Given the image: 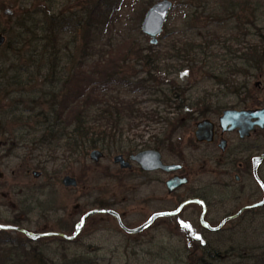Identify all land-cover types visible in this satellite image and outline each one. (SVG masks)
Returning a JSON list of instances; mask_svg holds the SVG:
<instances>
[{"label":"rangeland","instance_id":"obj_1","mask_svg":"<svg viewBox=\"0 0 264 264\" xmlns=\"http://www.w3.org/2000/svg\"><path fill=\"white\" fill-rule=\"evenodd\" d=\"M107 1L0 0V36L5 37L0 47V66L7 70L18 69L26 84L22 87L14 83L0 89V223L10 224L12 217L18 215L21 219L27 218L22 227L32 234L66 230L64 232L70 235L86 212L103 205L101 200L109 201L130 228L140 226L154 212L174 209L178 200L168 198L165 186L160 184V179L165 181L169 175L153 174L158 182L151 188L147 180L152 175L135 167L131 171L122 170L114 163V157L124 151L136 152L157 144L165 145L159 142L172 135V142L167 140L163 147L164 158L170 163L182 164L185 161L188 164L189 188L202 186L212 202L213 218L221 220L227 215V210L231 209L228 213L231 214L242 205L259 201L261 197L235 203L232 198L235 191L228 187L233 180L232 173L229 174L222 163L208 160L204 165L205 155L213 151L194 142V124L201 118L195 120L189 130L177 127L186 117L187 105L192 110L203 108L206 113L207 108L214 109L218 101L223 102V109L210 115L216 119L227 108L264 107V70H249L245 75L232 76L235 83H246V89L235 94L228 95L227 90L211 79L213 73L229 76V64L238 62L236 58L240 50L257 44V33L264 36V0H247L232 10L234 14L223 9L218 12L212 7L215 5H206V1L213 3L216 0H171L174 7L155 45L151 44L150 37L144 35L141 26L147 11L162 0H122L114 7H110ZM99 3V9L106 12L94 25L97 49L92 56H87L85 66L87 72L94 75L92 80L96 79L102 85L104 81L99 70H103L107 60L114 58L118 65L114 70L118 83L107 85L103 90L97 85L96 95L130 102L134 113L117 131L121 136L117 138L116 145L99 149L103 156L94 162L90 154L95 149H78L71 153L63 142L52 145L39 144L36 140L35 144L32 143V139L40 138L34 137V133L42 128L39 126L42 120L37 117L38 110L32 101L44 102V76L51 69L54 58L50 60L46 56L44 59L39 43H30V39L24 41V36H19L15 30L20 8L36 12L49 4L53 14L80 20L86 11L88 16ZM6 10H11L12 14H6ZM41 19L38 14L37 20ZM81 33L77 35L80 47L83 43ZM64 36L65 41L72 39L69 33ZM177 40L187 43L193 40L196 45H201L197 48L199 53L169 51ZM211 41L213 43L207 46ZM65 50L63 60H57L58 67L53 69L61 80L65 74L60 72L68 71L82 60L81 50L73 47L71 53ZM141 54L149 58L143 59ZM98 60L102 61L99 70L95 66ZM29 79L33 80L32 85ZM142 81L143 85L138 86ZM91 84L84 85L90 87ZM173 92L178 98L173 96ZM29 117L33 118L31 122L26 119ZM12 134L15 138L10 136ZM13 138L14 143L11 142ZM181 139L183 142L179 147ZM8 142L10 146H6ZM34 172H41L42 176L36 179ZM66 176L76 178L78 186H64ZM154 189L155 196L149 201L148 196ZM23 211L27 214H21ZM184 214L186 218L195 220L199 218L200 211L192 207ZM10 234L15 241L0 245V252L4 255L11 249L17 250L16 240L23 237L15 231H10ZM205 238L208 247L220 253L226 251L227 255L223 258L204 255L201 249L206 247L190 246L187 235L177 228L175 220L168 218L158 220L139 234L129 235L110 216L95 215L71 244H61L51 236L32 244L55 264L75 263L73 260H92L93 264H190L191 260H208L209 264H254L264 254V207L247 213L241 221H231L220 233L206 234ZM27 248H31L30 243ZM14 260L19 259L16 256L13 261H6L14 264Z\"/></svg>","mask_w":264,"mask_h":264},{"label":"trees","instance_id":"obj_2","mask_svg":"<svg viewBox=\"0 0 264 264\" xmlns=\"http://www.w3.org/2000/svg\"><path fill=\"white\" fill-rule=\"evenodd\" d=\"M121 1L122 0H108L107 4L110 5V7H114ZM246 1L247 0H216V2L213 3L206 1V5H215V7L212 6L215 11L223 9L228 13L233 12L232 10L236 9L240 4H244ZM99 7L100 3L91 9L88 16L86 11L80 20L61 18L58 14H53L49 4L43 10L38 9V11H36L37 14L30 10L23 11L22 8L19 9V21L17 30L15 31L19 33V36H24V41H29L28 39H30V43L34 41L35 43H39V47L41 46V49L43 50L44 59L46 56H48L50 60L54 58L51 62V69H49L44 76V81H46L44 82L45 88L42 91L44 102L41 103L38 100L32 101L34 102L35 110H38L37 117L42 120V124L39 123V126H42V128H39L36 133H34L36 134L34 137L40 136V138L32 139L31 141L33 144L37 142L36 140H38L39 144L45 142V144L52 145L57 142H63L64 146L67 147V150H71V153L77 152L78 149L84 151L90 149H106L107 147L116 145L117 141H119L117 138L121 136V133L118 134L117 131L125 121L127 122V118L131 117L134 113V111H132L133 104L130 102L119 98H111V100L100 98V95H96L99 88L103 90L107 85H115L118 83V80H116L114 76V70L118 66L117 62L114 61V58L111 57L109 61H106L103 70H99V66H101L100 63H102L101 60H98L95 64L96 69L101 72L98 73L100 74V77H102L101 80L104 81L102 85H100L99 82H96V79L92 80L94 75L88 73L87 66H85V64H87V56H92L97 49V46L94 43L95 38L93 37L94 25L96 22L100 21L102 15L106 12L105 10L103 11L99 9ZM213 13L214 12H211V14ZM38 14L41 15L42 21L37 20ZM243 30L244 29H241V31ZM80 31L82 32L81 36L83 38L81 47L77 44V35ZM66 33L71 34L72 39L65 41L64 34ZM242 34H244V32ZM257 36L259 42L257 44H250L248 47L246 46L244 50L241 49V53L236 58L238 62L229 64V76L224 77V74L222 73L212 74L211 79L219 83L223 89L227 90L228 95L238 93L241 89H246V83H235V81L231 80L232 76L245 75L249 70L259 72L264 70V36L263 34L261 35V33H257ZM190 41L191 43L177 40L172 47H170L172 49L169 51L177 50L178 54H181L182 52L190 54L193 51L199 53L197 48L201 45H196L193 40ZM212 41L211 43H208L207 46H210L213 43ZM72 47L75 50H81L82 60L80 64L69 68L68 71L60 72L61 74H65L63 80H61L60 77H56L55 73H53V69L55 66L58 67L57 60L59 62L63 60V51H66L65 49H67V51H70L71 53ZM236 52L237 51H235L234 55ZM141 57L143 59L149 58V56L144 57L142 54ZM46 61L47 60H45V62ZM19 73L20 71L18 69L16 70L13 68L12 70H7L0 66V89L3 87H10L14 83H17L22 87L26 86ZM29 82L30 85H32L33 80L29 79ZM85 83L92 84L89 87L84 85ZM143 83L144 82L142 81L137 85L141 86ZM97 85L100 87L98 88ZM172 94H174V92ZM165 96L167 97V95ZM173 96L178 98V95L176 94ZM201 104L203 105V103ZM187 106L186 111L189 113L192 111V108L189 105ZM214 106L220 108L223 106V102L218 101ZM26 119L31 122L33 118L29 117ZM24 120L25 119L21 117V121L24 122ZM27 121L26 125L28 123ZM4 133L7 135L6 132ZM10 136L15 138L13 134ZM14 138L13 140L11 139V142L13 143ZM9 143L10 142L6 143V146H10ZM8 225L17 226L16 223H10ZM16 233L23 236L21 239L16 240L19 247L17 250H9L10 252L6 255L0 252V264H11V262L6 260L13 261V257L16 256L19 260H14L16 261L14 264H55L53 260H48L42 254L39 247H33V240L29 239L22 232ZM14 241L15 239L11 236L10 231L0 230V245L12 244ZM28 243H30V249L27 248ZM201 250L204 255L214 258L218 256L219 258H223L228 253L226 251L222 253L219 251L216 252V250H212L210 247ZM240 255L241 258H244L243 254ZM190 258L191 257H188V259ZM73 261L76 262H68L64 264H93L92 260ZM191 261L190 264H209L208 260ZM211 261L214 262L221 260ZM254 264H264V254L261 255L260 260H255Z\"/></svg>","mask_w":264,"mask_h":264},{"label":"flooded vegetation","instance_id":"obj_3","mask_svg":"<svg viewBox=\"0 0 264 264\" xmlns=\"http://www.w3.org/2000/svg\"><path fill=\"white\" fill-rule=\"evenodd\" d=\"M263 108L264 107L251 108V106L242 107V108H238V107L227 108L222 111L218 119H216V117H211L210 115H214L219 110L223 109V107H220V108L215 107L214 109L209 107L206 109V113L202 110L203 108L202 109L200 108L202 111H200V109H197V110L193 109L191 112L186 113V117L182 119V122L180 120L179 127H177V128L182 127V128H185L186 130H189L192 127V123L195 120H198L201 118L200 121L194 124V129H195L194 130V142L203 148H207L213 151L212 153L205 155V158L203 159L204 165L207 164L208 160H210L211 162L215 164L222 163V165L228 171V173L229 174L232 173L233 180L228 184V187L235 191V194L232 197L235 203L238 204L239 201H242L243 199L245 200L246 198L257 199L261 197L259 201H256L254 203L247 204V205H242L236 208L237 210H235L231 214H228L230 213L231 209L227 210L226 211L227 215L223 217L221 220H218L211 216V210H212L213 205H212L209 195L203 190L202 186L189 188L191 179H190V173L187 171L188 164L185 161H183L181 164V163H170L165 160L164 158L165 150L163 147L167 145L166 143L168 141L172 142L173 140L171 139L173 138L172 134H171L172 136H170L169 139H165L164 141L159 142L160 144H163L162 142H164L165 145L157 144V146L153 148L138 150L136 152L135 151L125 152L124 151L123 153L118 154V155H122L124 159L131 164V166L127 169H123L120 167V165L116 164L120 167V169L131 171L135 167V168H138L142 173L153 176L150 180H147V184H149L148 186L151 188H154V186L156 185V182H158L157 178L153 174L163 173V174L169 175V178L165 181H162L160 178L158 179H160V184H163L166 188V191H167L166 196L168 198H175L176 200H178L177 206L172 210L154 212L151 216L159 212H173L177 210L183 204H186L183 206L182 210L177 215L157 218L154 221V223L147 229L151 228L160 219L168 218L171 220H175L177 224V228L181 232H184L187 235V239H188L187 241L190 246L197 245L200 247H208L209 243L206 241V238H205L206 234L220 233L224 231V229L227 228V225L231 221L238 220V219L239 221H241V219L244 218L247 213L255 212L257 209H261L264 207V205H261L256 208H251V206L261 203L264 200V170H263L264 169L263 168L264 166V119H262L261 117H250L248 120H245L242 123H232L229 121H224V122L221 121L222 115L225 110H238V111L248 110L249 111V110H257V109H263ZM203 121H209V122L205 126L204 134L201 135L202 139H199L196 135V131L198 129V124ZM175 125L178 126L177 124ZM211 133H212V137L210 136L211 139H208ZM182 142H183V139H181L178 142L179 147L182 145ZM148 150L159 151L161 153L162 161L165 165L178 166V168L172 172H167L162 169L155 170V171L143 170V168H141V166L137 162L132 160V157L138 155L139 153L148 151ZM257 159H260V161H258L257 176H256L255 175V162ZM176 177L186 178L188 180V183L170 192L167 186V182ZM145 180L146 179L144 176V182ZM252 182L254 183V185L252 184ZM154 196H155V189L152 190L151 194L148 196L149 201H152ZM100 204H103V205H101L100 207L96 209L115 210L113 209V206L111 205L109 201L101 200ZM192 207H197L200 211L199 218H197L198 222H197V219L193 220L191 218H186L184 216L185 215L184 212L186 210H189ZM21 214L25 215L27 214V212L23 211ZM96 215L110 216V218L114 219L116 223L118 224V226L120 227L117 219L114 216L109 215V214H96ZM94 216L95 215L89 217L87 219V222L90 218ZM120 216L124 223V220L121 214ZM149 218L144 223H146L149 220ZM25 220H27V218L21 219V216L15 215L12 217V220L10 221V223H16L18 227L24 229L22 226L26 222ZM87 222L84 228L80 231L79 235L85 229ZM144 223H142L141 225H143ZM78 224L75 225L74 227L75 230ZM184 225H188V227H184ZM207 225H209V227ZM125 226L128 227L126 224ZM217 227H220V228L218 230H215V228ZM120 229L124 233H126L121 227ZM75 230L70 235L65 233L66 230H63V232H54V231H50V232L55 234V235H52L51 237H54L58 239L59 241H61L62 242L61 244H64V243L71 244L77 240L79 235L73 240L66 239L64 235L71 236L73 235ZM197 231L199 233H197Z\"/></svg>","mask_w":264,"mask_h":264},{"label":"water","instance_id":"obj_4","mask_svg":"<svg viewBox=\"0 0 264 264\" xmlns=\"http://www.w3.org/2000/svg\"><path fill=\"white\" fill-rule=\"evenodd\" d=\"M174 7V3L171 0H162L157 2L156 4H154L145 14L144 20L142 22V32L151 38V44L155 45L158 41V36L163 32L164 29V25L166 24L168 17H169V13L170 11L173 9ZM6 14L11 15L12 11L11 10H6ZM5 42V37L4 36H0V47L4 44ZM250 117H261L262 119H264V108L263 109H257V110H225L221 121H229L232 123H242L245 120H248ZM209 121H203L200 122L198 124V129L196 131V135L199 139H202L201 135L204 134L205 131V126ZM206 136V134H205ZM204 136V137H205ZM212 137V133L209 135L208 139H211ZM103 156V153L101 150H94L91 154H90V158L94 161V162H98L101 157ZM132 160L137 162L141 168H143V170L145 171H155V170H159L162 169L164 171L167 172H172L174 170H176L178 168V166H171V165H165L162 161V157H161V153L157 150H148L142 153H139L136 156L132 157ZM258 161H260V159H257L255 162V175L257 176V167H258ZM114 163L120 165L121 168L123 169H127L131 166V164L129 162H127L124 157L122 155H117L114 157ZM42 173L41 172H34L33 176L35 178H39L41 177ZM188 183V180L186 178H181V177H176L173 178L171 180H169L167 182V186L170 192H172L174 189H177L185 184ZM63 185L66 187H77L78 186V182L77 179L71 176H66L63 179ZM186 204H183L182 206H180L177 210L173 211V212H159L154 214L153 216L150 217V219L144 223L143 225H140L136 228H128L125 226V224L123 223L121 216L118 212H116L115 210L112 209H95L92 211L87 212L80 224L77 226L76 231L74 232L73 235L71 236H66L64 235V237L68 240H73L75 239L80 231L84 228L87 219L93 215L96 214H109L114 216L120 227L127 233L130 235H134V234H139L141 232H143L144 230H146L148 227H150L154 221L157 218L160 217H168V216H173V215H177L183 208V206ZM264 205V200L261 203H258L256 205L251 206V208H256L258 206ZM209 227V225H207ZM221 227V226H220ZM220 227L215 228V230H218ZM0 230H12V231H20L22 233H25L30 239L32 240H37L39 238L42 237H48V236H52L55 235L54 233H43V234H32L30 232H28L27 230H24L18 226H13V225H4V224H0Z\"/></svg>","mask_w":264,"mask_h":264},{"label":"snow or ice","instance_id":"obj_5","mask_svg":"<svg viewBox=\"0 0 264 264\" xmlns=\"http://www.w3.org/2000/svg\"><path fill=\"white\" fill-rule=\"evenodd\" d=\"M184 227H188V225H184Z\"/></svg>","mask_w":264,"mask_h":264}]
</instances>
